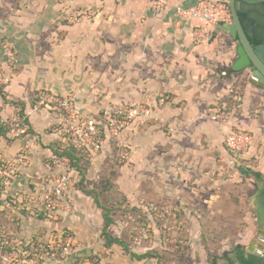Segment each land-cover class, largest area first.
<instances>
[{
    "label": "crops",
    "instance_id": "1",
    "mask_svg": "<svg viewBox=\"0 0 264 264\" xmlns=\"http://www.w3.org/2000/svg\"><path fill=\"white\" fill-rule=\"evenodd\" d=\"M151 1L0 0V65L12 73L9 85L0 87V113L7 115L21 106L29 113L31 130L39 137L30 150V164L22 182L43 171V158L63 139L56 107L32 110L36 93L45 89L58 95L73 92L83 111L96 117L103 115L97 106H107L114 97L150 102L156 108L153 116L159 119L142 130L137 126V140L143 137L147 147L162 140L169 148L166 165H198L200 182L192 189L196 196L218 197L224 184L227 195L241 186L254 188L258 199L264 186V91L247 80L239 101L236 95L232 97L239 77L248 78V74H223L236 57L235 42L228 34L221 32L209 43L196 40L194 27L198 22L183 17L178 5L190 6L197 0H169L158 11ZM78 13L84 17L72 21L71 16ZM5 43L15 50V61L6 55ZM162 96L166 97L163 103ZM224 103L232 106L231 123L254 131L245 164L260 172V179L245 173L242 167L228 168L225 137L231 125L220 126L210 115L213 106ZM166 131L168 136L163 139L161 133ZM22 146V141L7 135L0 126L1 158L14 157ZM168 173L173 178L179 171L171 169ZM207 176L210 182H204ZM11 190L12 186L0 194V223L6 226L10 224L5 216L9 213ZM80 196L77 187L73 207L60 214L73 217L80 209L76 204ZM194 206H181L179 210H196L197 219L189 220L198 227L203 220L199 217L200 206ZM259 218L254 217L258 243L251 240L246 245L248 253L263 246L264 223ZM111 249L101 256L102 263L114 260ZM121 253L119 263L123 259L122 264H144V260L126 258ZM234 253V249L227 251L223 264H230L229 259L238 264ZM78 256L82 253L72 251L54 256L48 263L76 261ZM219 259L217 264H221ZM78 263L92 264L88 257Z\"/></svg>",
    "mask_w": 264,
    "mask_h": 264
},
{
    "label": "rangeland",
    "instance_id": "2",
    "mask_svg": "<svg viewBox=\"0 0 264 264\" xmlns=\"http://www.w3.org/2000/svg\"><path fill=\"white\" fill-rule=\"evenodd\" d=\"M78 14L71 16L72 21L79 20ZM245 81L246 76L237 80L241 92ZM110 101L106 108L114 104H140L148 107L149 113L131 120L121 117L120 120L126 121L124 125L121 121L108 120L105 115L97 116L98 120L109 123L104 133L106 151L102 157V153L96 155L94 165H89L93 167L86 170L78 183L81 196L76 204L80 209L73 217L57 214L44 218L29 214L23 218L18 206L15 211L9 210L14 238L20 241L15 244L17 250L10 264H26L24 258L29 264H40L42 260L46 264L53 253L63 255V243L70 238L77 239L71 244L72 251L82 256L76 261L65 259L57 264H79L85 257L92 264H104L101 256L111 247L109 251L115 258L108 264L124 263L123 259L119 263L121 252L126 258L144 260V264H217L219 257L223 264L227 261L226 252L237 246L248 253L246 245L255 241L257 234L254 217L259 218L260 204L256 190L237 186L227 195L223 184L218 197L196 196L192 189L200 182L198 165H166L169 148L162 140L148 147L143 137L137 140V126L142 130L159 119L153 116L155 106L147 101L115 97ZM161 134L163 139L168 136L167 131ZM171 169L179 171L177 176H169ZM210 181L207 176L204 182ZM194 205L200 206L199 217L203 220L198 227L189 220L197 219L196 208L179 210L181 206L189 209ZM20 220L23 226L17 222ZM20 250L26 251V255L22 256Z\"/></svg>",
    "mask_w": 264,
    "mask_h": 264
},
{
    "label": "built area",
    "instance_id": "3",
    "mask_svg": "<svg viewBox=\"0 0 264 264\" xmlns=\"http://www.w3.org/2000/svg\"><path fill=\"white\" fill-rule=\"evenodd\" d=\"M168 4L169 0L151 1V6L156 11ZM178 10L183 17L198 22L194 27V35L200 43H209L213 39L215 27L219 22L231 21L228 0H197L190 6L178 5ZM81 17L84 16L79 13L78 18ZM4 51L12 61H15L16 52L10 44H4ZM11 80L12 73L0 65V87L9 85ZM240 94L241 91L237 86L231 93L232 97L236 95V101H239ZM163 101L164 99L161 98V103ZM54 107L59 110L63 139L49 155L43 158V171L25 182H22V179L25 169L30 164V150L38 143L39 137L31 130L29 113L21 106H16L7 115L0 113V126L6 134L23 142L22 148L14 157L5 159L0 156V194L5 193L12 186L7 200L10 205L9 210L15 211L18 206L23 218L29 214L44 218L56 217L62 211L71 210L74 205V192L82 180V173L76 165V159L68 151L84 156L90 161V165L96 155L106 151L104 133L109 123L98 120L94 115H87L77 104L74 93L58 95L40 89L35 95L32 110ZM97 108L98 113H103L113 122L121 121V125L126 123L125 120H120L121 117L131 120L146 117L149 113V108L140 104L131 106L114 104L107 108L98 105ZM210 115L220 126L231 125L225 137V146L229 153L228 168L247 167L245 162L253 145L254 131L231 123L234 117L233 110L227 103L213 106ZM5 217L10 218L8 214ZM8 222L10 223L8 226L0 223V264H10L17 250L15 244L20 242L16 237L14 238L12 218ZM17 222L22 226V220ZM73 241L70 238L63 243V254L72 253ZM20 252L22 256L26 255V251L20 250ZM23 261L29 264L26 258ZM40 264L45 263L42 260Z\"/></svg>",
    "mask_w": 264,
    "mask_h": 264
},
{
    "label": "water",
    "instance_id": "4",
    "mask_svg": "<svg viewBox=\"0 0 264 264\" xmlns=\"http://www.w3.org/2000/svg\"><path fill=\"white\" fill-rule=\"evenodd\" d=\"M231 21L219 22L213 39L224 32L235 42L236 57L224 75L248 74L247 80L264 91V0H228ZM212 39V40H213ZM251 253L263 256V246Z\"/></svg>",
    "mask_w": 264,
    "mask_h": 264
},
{
    "label": "trees",
    "instance_id": "5",
    "mask_svg": "<svg viewBox=\"0 0 264 264\" xmlns=\"http://www.w3.org/2000/svg\"><path fill=\"white\" fill-rule=\"evenodd\" d=\"M68 152H69V154L72 155V157L74 159H76V165L81 170L82 177H83L86 170H88V168H89L90 161L88 159H86L84 156L77 155V153H75L73 151H68ZM243 170L247 174H253L257 179H260V177H261L260 172L255 171V170L251 169L250 167H245V168H243ZM258 196H259L258 197L259 201H261L263 203L264 202V186H263V188L260 191ZM107 244H109V242ZM234 252H235V257L237 258L238 264H264V255L260 256V255H256L253 253L247 254L245 252V250L240 246L235 247ZM229 263L230 264H236L235 261L232 259H229Z\"/></svg>",
    "mask_w": 264,
    "mask_h": 264
},
{
    "label": "flooded vegetation",
    "instance_id": "6",
    "mask_svg": "<svg viewBox=\"0 0 264 264\" xmlns=\"http://www.w3.org/2000/svg\"><path fill=\"white\" fill-rule=\"evenodd\" d=\"M259 204H260V207H259V214H260V219H262V223H264V202L262 203L261 201H259V198L257 199Z\"/></svg>",
    "mask_w": 264,
    "mask_h": 264
}]
</instances>
